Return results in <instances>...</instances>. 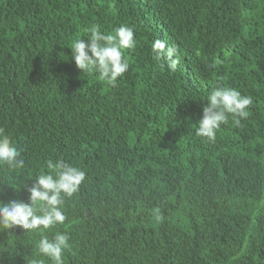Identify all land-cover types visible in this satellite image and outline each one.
Segmentation results:
<instances>
[{"label": "trees", "instance_id": "obj_1", "mask_svg": "<svg viewBox=\"0 0 264 264\" xmlns=\"http://www.w3.org/2000/svg\"><path fill=\"white\" fill-rule=\"evenodd\" d=\"M122 24L128 71L84 75L72 42ZM225 85L253 104L209 140L196 129ZM0 129L25 160L0 165V200L29 202L49 161L86 173L64 224L0 229V264H52L38 243L56 232L64 264H264V0H0Z\"/></svg>", "mask_w": 264, "mask_h": 264}, {"label": "clouds", "instance_id": "obj_2", "mask_svg": "<svg viewBox=\"0 0 264 264\" xmlns=\"http://www.w3.org/2000/svg\"><path fill=\"white\" fill-rule=\"evenodd\" d=\"M85 31L87 41L78 38L72 42L71 58L84 75L98 74L99 79L116 86L118 79L130 66L124 51L134 49L137 45L134 29L122 24L113 33L106 34L100 30L99 25H92ZM152 51L158 58L167 59L170 69L177 68L180 58L174 47L157 39L152 44ZM252 104L251 96L243 95L235 88L226 85L214 88L207 96L203 117L196 129L197 134L215 140L217 130L221 125L227 124L230 117L239 126L241 119L247 118V110ZM0 165H7L11 170L25 166L22 150L4 134L3 129H0ZM48 167L54 169V172L35 178L29 188V202L0 200V229L20 227L25 232L43 231L64 224L67 218L63 212L65 198L72 197L79 190L86 179V173L64 161H49ZM160 218L157 215V219ZM38 249L52 264H64L63 254L71 249L70 235L56 232L51 239L42 236Z\"/></svg>", "mask_w": 264, "mask_h": 264}]
</instances>
